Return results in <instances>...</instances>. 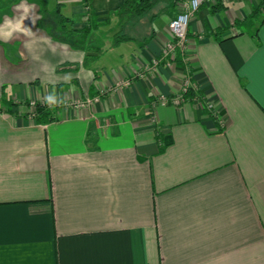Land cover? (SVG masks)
I'll list each match as a JSON object with an SVG mask.
<instances>
[{
	"label": "crops",
	"instance_id": "obj_1",
	"mask_svg": "<svg viewBox=\"0 0 264 264\" xmlns=\"http://www.w3.org/2000/svg\"><path fill=\"white\" fill-rule=\"evenodd\" d=\"M123 1L90 0L110 20L88 56L19 3L0 16L27 30L0 35V264H264L260 0L203 2L174 59L162 50L184 0L155 2L113 44ZM70 6L83 27V0ZM187 77L195 94L152 108ZM26 101L56 119L36 123Z\"/></svg>",
	"mask_w": 264,
	"mask_h": 264
},
{
	"label": "trees",
	"instance_id": "obj_2",
	"mask_svg": "<svg viewBox=\"0 0 264 264\" xmlns=\"http://www.w3.org/2000/svg\"><path fill=\"white\" fill-rule=\"evenodd\" d=\"M20 0H0V16H2L4 10L8 9ZM50 0H35L37 6V27L43 30L53 40L65 43L73 49H79L87 52L96 53L102 49L101 44L94 42V32L100 27L109 24V16L104 22L97 21L96 14L91 8L85 13V25L81 28L74 27V19L71 16L66 15L62 8L64 3L59 0H54V5L49 10ZM159 0H124L115 9V15L118 18L117 25L112 35L113 44L120 43L122 41L133 39L128 33L126 27L127 24L133 19L144 14L155 2ZM85 5H88L89 0H83ZM214 9V8H213ZM48 13L52 15V20L48 21ZM264 18V0H260L257 7L251 12V17ZM255 20V19H253ZM147 40L145 39L143 43ZM193 87H189L183 95L195 94ZM10 102V101H8ZM12 103V102H11ZM11 103L9 106H11ZM26 106L29 108L30 102L26 101ZM46 102L35 101L33 109L27 111V115L32 117L36 123L46 124L56 118L52 116V111ZM205 107V106H204Z\"/></svg>",
	"mask_w": 264,
	"mask_h": 264
},
{
	"label": "built area",
	"instance_id": "obj_3",
	"mask_svg": "<svg viewBox=\"0 0 264 264\" xmlns=\"http://www.w3.org/2000/svg\"><path fill=\"white\" fill-rule=\"evenodd\" d=\"M205 1H210V0H184L181 3L180 11L169 22L168 26L171 32L172 39L163 48L162 57L164 58L170 57L171 59H174L177 55V50L180 51L182 55L185 54L187 48V42H188L187 29L190 19L194 15V13L198 10L200 5ZM157 63L158 60H154L150 68H152V66L154 68L157 65ZM189 87L194 88L195 85H193L190 78L187 77L185 79V83L183 85L181 93L177 94L172 98H167L165 96L158 97V99L152 103V108L157 104L167 105L171 103L174 105H180V103L183 101L184 98L183 93ZM98 100L99 97H94L91 99L87 98L80 101H73L72 105L73 107H84ZM30 105L32 106L31 108L32 110L35 105V101H30Z\"/></svg>",
	"mask_w": 264,
	"mask_h": 264
},
{
	"label": "rangeland",
	"instance_id": "obj_4",
	"mask_svg": "<svg viewBox=\"0 0 264 264\" xmlns=\"http://www.w3.org/2000/svg\"><path fill=\"white\" fill-rule=\"evenodd\" d=\"M59 1H66V2H68V4L70 5V2H72V1H74V0H59ZM17 3H19V4H17ZM89 3H90V0H89ZM88 3V5H85V3H84V5H85V13H86V11L88 10V8H90V4ZM15 4H17V7L18 8H15L16 10H15V12H17V10H19V13H21V16H23L24 18L23 19H25L26 20V17L28 16H30V15H32V17H37L38 18V13L36 12L37 11V6H36V4H35V0H20V1H18V2H16ZM14 4V6H16ZM53 5H54V0H50L49 1V10L51 11V9H52V7H53ZM69 5H68V7L66 6V4H64V6H63V8H64V10H63V8H62V10H63V12L66 14V15H68V16H71L72 18H73V15L71 14V12H70V8H71V6L69 7ZM25 9H27V12H25ZM116 9V8H115ZM115 9H114V13H115ZM9 11H11V9H10V7L8 8V9H6V10H4V12H9ZM18 14V12L16 13V15ZM49 15H48V21H51L52 20V15L50 14V13H48ZM8 15H10V14H8ZM113 17L114 18H116L117 20H118V18L116 17V15L114 14L113 15ZM108 18V17H107ZM22 22H24V24H25V22L26 21H22ZM102 22H104V21H102ZM23 44V43H22ZM24 45V44H23ZM157 60V59H156ZM119 85H122V84H119ZM80 100H83V99H75V100H73V101H80ZM73 101H71V102H69V104H67V105H72V103H73ZM32 108V106L30 105L29 106V110ZM77 108V107H76Z\"/></svg>",
	"mask_w": 264,
	"mask_h": 264
},
{
	"label": "clouds",
	"instance_id": "obj_5",
	"mask_svg": "<svg viewBox=\"0 0 264 264\" xmlns=\"http://www.w3.org/2000/svg\"><path fill=\"white\" fill-rule=\"evenodd\" d=\"M25 12H27V9H25ZM8 30L5 31L3 29H0V35H2L5 39H8L12 36L13 32L21 31L26 32L27 30L22 27V21L12 23L11 21L7 22Z\"/></svg>",
	"mask_w": 264,
	"mask_h": 264
}]
</instances>
